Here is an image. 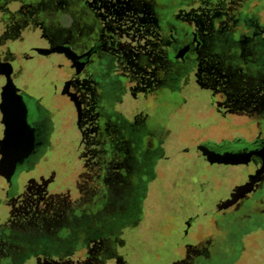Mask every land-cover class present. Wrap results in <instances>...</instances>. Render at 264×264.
Listing matches in <instances>:
<instances>
[{
    "label": "rangeland",
    "instance_id": "rangeland-1",
    "mask_svg": "<svg viewBox=\"0 0 264 264\" xmlns=\"http://www.w3.org/2000/svg\"><path fill=\"white\" fill-rule=\"evenodd\" d=\"M25 1L31 4L34 0ZM147 1L157 6L162 20L188 11L202 19L205 29L196 26L199 34L192 37L189 50L183 46V33H190L193 26L174 23L178 46L169 51L173 62L169 75L159 73L146 94H135L127 111L120 106L125 112L119 115L120 122L110 108L100 107L104 113L100 126L109 125L100 139L88 144L80 140L75 152L64 154L62 164L41 167L31 177L33 187L46 188L41 193L45 198L39 206L34 199H18L2 211L0 224L17 225L22 231L7 234V240L0 238V264H108L114 262L115 252L121 264H264V174L247 182L245 160L237 156L211 160L209 167L201 169L204 182L191 172L199 193L209 196L208 203L195 192L177 197L164 185L145 189L159 143L179 142L180 148L193 150L202 141L229 139L236 133L248 139L264 134V37L257 36L259 44L245 60L247 65L238 60L240 49L224 52L242 34L253 37L255 25L264 29V0ZM34 4L37 8V1ZM11 9H16L13 1L8 12ZM71 13L76 22L72 26ZM16 16L23 21L22 29H14L12 38L0 44V90L50 89L57 95L52 98L63 132L76 125L75 117L84 112L80 107L86 104L75 82H101V78L103 94L118 89L119 83L102 73L103 65L111 68L105 57L94 56L91 64L74 62L75 54L88 46L80 42L96 34L86 0H42L41 7ZM56 30L61 31L59 38L54 36ZM6 49L10 53L1 55ZM93 91L94 96L99 94L97 85ZM13 103L3 101L8 116H0V162L9 137L20 131ZM113 152L119 158L117 173L109 171ZM159 175V181L166 177L164 171ZM124 192L129 194L127 199L119 197ZM110 203L117 205L118 213L102 215ZM83 210L89 212L88 220L80 222L79 237L73 239L68 229L75 223L70 218ZM47 225L60 239L53 242L47 235H29V227L43 232ZM88 227L99 231L97 239L93 232H82Z\"/></svg>",
    "mask_w": 264,
    "mask_h": 264
},
{
    "label": "flooded vegetation",
    "instance_id": "flooded-vegetation-1",
    "mask_svg": "<svg viewBox=\"0 0 264 264\" xmlns=\"http://www.w3.org/2000/svg\"><path fill=\"white\" fill-rule=\"evenodd\" d=\"M11 1L16 3V9H11L8 12V5ZM36 1V7H41L42 0H34L31 4L30 1L25 0H0V44L6 42L8 38H12L14 29H22L23 21L22 19L18 20L16 15H23L29 9H37L34 4ZM86 6L95 19L97 27L95 25L94 32L96 34L95 36L93 34L94 37H91L88 42H80V44H87L88 46L85 47L86 50L75 54L74 62L78 64H91L94 56H98L99 59L105 57L108 60V66H111V68L108 69V67L103 65L102 73L112 76L119 83L118 89L111 93L103 94V79L101 78V82H91L90 80H86L84 83L75 82L74 84L84 93L86 104L85 106L82 104L80 107L84 109V112L75 117L78 120L76 121V125L68 129L65 128L63 132L60 130L61 121H58L61 115L57 113L56 102L52 98V94L56 95L53 91L50 92V89L47 90L35 86L0 90V116H8L3 101L12 100L14 101V111L18 114L17 121L20 125V131L14 137H9V145L6 151L3 152L0 162V214L10 203H14L18 199H34L32 201H35L37 206H39L45 198L41 193L45 192L46 188L40 191L37 188L38 184L33 187L30 184L32 181L31 177L40 171L41 167L45 170L46 168L50 169L52 166L56 168V163L62 164L61 161L63 158L65 159L64 154L75 152L76 145L80 140L83 143L84 139H86L88 144L89 141L93 142V140L100 139L99 136H101L103 128L106 126L109 129V125L105 124L102 127V123L100 126L99 119L104 115L100 107L105 106L106 108H110L115 114L114 118H117V122H120L119 115L125 113L122 111L124 107L120 108V106H126L127 109L125 110L127 111L132 106L129 102H133L136 99L135 94L138 95V92L142 93L141 95L146 94L148 89L154 85L155 78L156 76L158 78L159 73L162 74L164 72L168 74L170 66L173 64L169 60V51L174 52L178 46L175 37L177 30L174 23L182 22L187 27L193 26L190 33H183L185 40L183 46H188V48L192 37L194 39V36L196 37L199 34L195 28L199 27L201 30L204 27L202 19L199 21L200 17L194 18V15L188 11L186 13H174L162 20L159 17L157 6L147 0H86ZM74 16V13L68 16L70 26L75 22ZM197 22L198 25H196ZM60 32H54L56 33L54 36L59 38L60 35L57 36V34ZM69 34L73 38L74 33L69 32ZM259 35L264 37V29L261 30L255 25L253 37L248 33L242 34L239 41L228 43L227 49H224L225 54H230L234 49H240L238 51L241 56L238 57V60H244L243 63L247 65L248 63L245 60L254 51L253 46L259 44V40H257V36ZM56 40L54 39V41ZM56 43L59 45L60 41L58 40ZM262 45L264 46V42H262ZM9 53L10 50L6 49L5 52H1V55ZM243 56L246 58L243 59ZM227 62L235 64V61L232 62L231 59ZM165 77L167 78V76ZM125 80L126 84L124 83ZM9 81L11 82L10 79H8ZM94 85H97L99 91L97 96L93 94ZM112 100H116V102H111ZM262 101L264 103V96ZM178 144L180 145L179 142H167L165 144L162 142L156 147L154 151V155L156 156L154 168L150 174V182L147 183L145 189L149 190V185L158 186V188L164 185L162 187L166 186V191H173V194L177 197L184 195L188 197L187 192L190 195L195 192L197 196H200L203 201L208 203L210 202L209 196H203L199 193V189L195 185L197 178L193 177L192 174L198 175L199 181L204 182L203 176L202 178L200 177L201 169H205L207 164L209 167L211 160L215 158L228 159L237 156L245 160L242 166L247 178L246 180L250 184L253 177L256 176L257 178L258 175L264 174V134H255L254 137L248 139L236 133L229 139L202 141L193 150L185 147L180 148ZM206 157H209L210 161H207ZM118 161L119 158L113 152V155L109 159V166H111L109 171L118 172ZM202 163L205 164L203 168L201 166ZM162 171H164L166 177L159 181V174ZM191 172L193 173L191 174ZM64 175L68 177V172L64 171ZM155 189L157 188L153 190ZM34 193L35 195H33ZM128 195V192H124L119 197L127 199ZM119 197L114 200H118ZM113 204L107 205L101 214L104 215L106 211L109 214H112V212L118 213L117 205L115 207ZM116 204H118V201ZM121 208L119 210L123 211L126 209V206L124 209ZM88 213V211L85 210L84 212L83 210L77 217L69 216L71 217L70 220H72L71 224L75 223L74 227L68 229L71 233L70 236L74 237L73 239L79 237L81 231L79 230V224L88 220ZM119 213L122 212L119 211ZM105 219L108 222L110 221V218ZM8 226L6 223L0 224V238H4V240H7V234H16L22 231L21 227L17 225ZM34 229L32 226L28 229L31 237L42 238L47 235L46 237L53 239V242L60 239V236L55 231H50L51 227L48 225L45 228L47 230H42L44 233L41 231L34 232ZM84 231L86 233L93 232L92 235H95L96 239L98 238V230L94 232L92 228L88 227L82 230V232ZM104 242L103 244H105ZM105 245H103V250ZM97 249L93 251L95 254L98 253ZM94 253L91 255L94 256ZM67 257H70V255H67ZM115 257V260L111 259L114 262L108 264H121L122 259L118 257L117 252H115Z\"/></svg>",
    "mask_w": 264,
    "mask_h": 264
}]
</instances>
